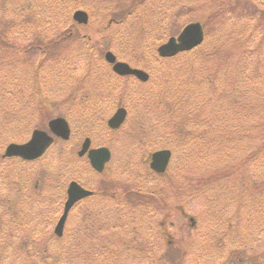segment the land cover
Instances as JSON below:
<instances>
[{
    "label": "rangeland",
    "instance_id": "374dc122",
    "mask_svg": "<svg viewBox=\"0 0 264 264\" xmlns=\"http://www.w3.org/2000/svg\"><path fill=\"white\" fill-rule=\"evenodd\" d=\"M21 1L24 4V8L29 3L28 0ZM0 2L4 3L2 13L0 8V21H2V14L6 16L4 17L5 19L2 21V23H0V27H2L3 24L6 30L10 27H15L17 24H22L24 20L28 18L26 22L28 27L31 29L27 34L21 33L20 35L23 37L19 35L16 38L15 33H13L14 35H9V37H7L8 40L12 41L15 45H19L20 49L23 46L29 47L31 43H34L33 41L35 39L36 42L34 44L43 42V45H45L49 42V48L43 47V45L42 47L49 49V51L51 50L50 56L52 55V60L49 59V54L45 53V55L40 56L42 59L39 63L41 65L42 71L49 69L52 71V73L55 72L54 58L57 55L56 52H58V48L52 43L54 42L56 34L59 32L58 28L63 29V27L65 28L72 26L71 16L76 10H84L88 13L89 25L80 28L76 35L74 34L71 39L63 40L60 44L62 48H66L65 46L71 47L69 51L74 52V56L76 55L78 57V59H73V61H75L76 73L70 74L71 65L66 64V77L55 79L56 77L54 78L52 75L45 76L40 74V85L46 89H42V98L51 100L53 96H56V102L65 101V97H69L71 94L74 95L73 100L78 98L80 92L76 89V85L78 83V79L83 77L84 73H86V67L88 65L87 58L82 56L83 53H81L80 49L86 47L85 42L88 38L92 39V43L96 42L99 44L102 47V50H109L113 52L121 60L126 61L125 58H127L129 61H132L134 65L140 66L141 61H148L149 52H147V48L143 49L141 44V48L138 49V53L136 55L135 51H131L130 49V47L133 48V41H128L127 38V36L134 37L135 30L137 25L139 26L141 24L140 20L141 17H143L144 12H151L150 22L147 25L153 29L155 35H157V30L154 28L153 22H157V20H159L164 26L168 23V17L171 19L176 17V19L173 21V26L170 33L167 32V29L164 30L165 32L163 31L164 33L167 32L169 36L174 37H176V35L187 23L196 21L198 22V20L203 21L204 18H209L208 21L210 22V26L206 27L205 29L206 33H208L205 35L204 45L200 47V51L188 55L186 59H188V61H193L192 59H197L198 57L202 58L200 55L205 57L206 53H211V51L214 49V46H216V48H221V50L224 51L223 53L219 54L217 58L223 60V62H230V66L228 68L230 73L234 72L236 74L238 68L237 64L241 62L242 59L244 60L243 55L239 53L240 51L232 52V36H237L240 41L245 43V47H247L244 48L247 50L245 52L246 55L252 54L254 52L253 48L255 46L264 44V27H262L263 25H260L259 23V19L264 17V0H148L146 4L144 3L145 6L143 4L141 7L137 8L136 11L124 23L122 19L132 10L133 0H80L79 5L70 3L71 6L65 9L63 8L62 13L68 15L70 19L68 17L63 18L64 22L61 26L55 25L56 23H54L56 20L54 19V15H57L59 11L57 0H40L41 16L39 20L36 18L37 12L36 15L35 13H30L22 7V3L16 0H0ZM30 2L31 3L29 4H31V10H33V0H30ZM216 2H221L219 6L220 9L216 8ZM232 8L236 9L237 15L239 13L237 19H234L231 16V13L233 12ZM219 11H221V14H216ZM51 16H53V23L46 21V18ZM218 17H221L224 22L221 23ZM111 20H115L116 22L122 21V24H113L108 28L107 31H105ZM217 20L221 25L218 26ZM38 25L40 26L37 27ZM39 30H41V34ZM0 31L3 30L0 28ZM163 32L158 33L157 38L161 37ZM168 37H165V40ZM128 42L131 43L128 44ZM136 43L141 42L137 41ZM0 45L2 44L0 43ZM152 45L155 47L157 44L156 42H152L149 47ZM53 46L54 48L52 49ZM36 48L38 49L40 47ZM249 48H252L253 50H250ZM262 48H264V46ZM28 49L32 50L34 48ZM40 50L42 49L40 48ZM226 50L229 52V55L225 54ZM36 53L38 54L39 50H37ZM53 54L55 56H53ZM258 54L261 57V60L257 62V67H255L254 61L249 63L248 60H244L248 67L246 71L249 74L251 73L255 76L264 78V68H260V63L264 61V50L260 49ZM14 56L16 59L18 56V51H16ZM31 56L33 57L32 61H30V58H26L24 67H22V58H19L20 64L16 60L15 64L13 65V68L16 69L12 75L8 76L9 85H17V82H14V80H18V78L21 77L20 74L23 71L26 73L27 70H31L33 68L35 54L32 53ZM255 56L256 54L254 55L253 60H255ZM179 57L175 58L164 66H159V68L162 69L159 70L160 73L158 77L156 74H154L153 80L155 92L160 94L159 91H161L162 86L165 83L166 75L163 74L165 69L173 67V65L183 61ZM5 58V63L8 61V59H12L9 54H7ZM205 58L198 60L197 63L188 62L191 66V69L187 77H191L193 80H196L199 78V72L202 70L201 67L210 69L213 66V61L205 60ZM104 65L105 64L102 58L100 60L96 58V61H94L92 65H88L91 71V76L88 79H84L83 85L85 91L82 94L89 92V88H93L90 82L97 85L98 82L95 81V77L100 80L103 74L108 73V69L105 68ZM59 66L61 67L58 70L61 69L64 73V69L60 63ZM174 88L175 87L173 86L164 91L166 92L167 90H172ZM93 89L95 90L97 87ZM117 91L120 92L122 90L117 88ZM17 95H19L18 92ZM241 95H243L242 92ZM36 100H39V98L37 97ZM9 102L13 105L11 106L8 104L5 108H11L14 106L11 109H17V112H21L22 109H28L29 112V106H24V104L21 103V100H19V96L18 100L15 101H10L8 99L7 103ZM187 102L188 101L184 102V106ZM44 103L47 106H45ZM49 103L50 102L43 100L41 107L50 113L48 109H45L49 107ZM11 109L8 111H12ZM14 112L17 113L15 110L13 113ZM144 112L145 108L143 105L141 107L138 106L137 109H134V111H132L128 117L129 124L128 126H125V129L126 127H130L127 130L129 131L133 125H136L134 124L136 117L144 116ZM44 113L45 111L42 114L37 111V121L34 120L32 122H25L27 124V128L30 129L29 132L28 129L24 130L26 133L28 132V134H24V132L20 135L12 134L14 137L9 139L13 141L9 143L27 140L32 129L34 128L42 127L44 129L47 121V119L45 120L46 116L43 115ZM57 113H63V115L67 114L69 116L70 114L68 113H70V109L68 110V113H66L65 107H61L60 110H57ZM112 113L113 111L108 112L106 118L110 117ZM74 114H76V112ZM64 116L66 117V115ZM165 121L168 122L167 119H165ZM74 122L76 128L74 130L72 140L67 142V144H64L63 142L55 144V146H53L48 151V154L45 155L42 160L37 162L34 167H32L35 170H33V173L30 176L27 200L31 198L33 207H31L30 204L25 206L22 203H18L20 205V209H18V206L16 205L12 208L9 207L11 212L9 213L8 217L5 215L0 216V264H24V262L22 263V260L18 258L17 255L23 260H26L25 263L31 264L36 260H33V257H36L41 253L44 254V252L45 255H48L49 252H52V257L59 253L58 249H60V251L62 249L61 252L63 255L67 254L66 258L60 261L59 264H73L74 261L71 253H73V246L76 247L74 240L77 235L85 233L83 231L85 230L84 225L86 223L82 225L78 224L80 220L85 219L80 216L82 209L86 208V206H91L92 204H94V206H98V203L102 204V202L99 201L104 200V197H106L105 200L109 201L103 203L102 207L100 208H102V211L107 210L109 213L102 212V215H100L99 210L95 208L91 211L96 213V218H94L96 220L93 221L96 225V223L100 224V219H107L105 221H110L109 228L117 229V231L114 232L118 236V232L122 230L123 224L125 223L121 224L118 223L117 220L113 221L114 209L117 204V200L121 198L126 199L124 192L125 189L131 190L133 195L141 193V202H146L148 199L149 205L151 202L154 203L156 200H162V203L161 206L154 209L152 205L148 206L141 202V204L137 205V207L135 206L133 208V205L128 207L131 213H137L138 218L133 219L136 226H133V228L129 227V229L125 228L126 231L121 233L126 235L125 240L131 241L132 238L136 239L139 237L147 250H143L144 253H141V255L133 254L132 251H135L134 247L136 246L131 244V249L130 247H125L126 250H131L130 253L127 254L122 245L116 246L121 249L119 252V256L121 257H119V260H116L114 263V258L113 260L110 259L111 261L109 264H212L213 262H219V264H264V231L262 232L261 239L259 241L258 239H255L257 234L251 230H248V233H241L242 237L240 236L238 239H233L231 241L215 238L217 236L216 233L212 234V237H210V234L213 233L216 228L221 226L226 227L228 225V222L226 224L220 223V217L218 216H221V214L225 213V204L231 205V212H229V214H231L232 207L235 205V200H232L228 194H220V188L215 186L217 183H211L213 187L211 186L210 189L213 188V190L209 192H200L199 190L192 191L184 188L182 173L187 170L188 163H186V158L184 157L183 151L180 150V148L177 147L178 145L174 143L175 141L173 143L171 142L170 144H167L173 154L176 153V156L174 155L172 159L171 167L173 169L170 168L164 178L152 180L150 172L146 168L148 166L147 161L145 160H147L148 157L143 156L141 150L138 152H128L127 150L123 149L124 143L122 136H124V131L114 136L110 135V133L105 130L104 122L103 124L99 123V121L94 123L88 122L89 125L92 126H89L86 123L80 126L75 120ZM184 122L186 126L189 123L187 120ZM25 123L23 121L22 125H25ZM190 125L194 128V126L198 124L193 123L192 121ZM149 126L152 127L153 130L155 129L152 132L150 131V133L152 135L153 133L155 134L157 128L153 126L151 122H149L142 126V131H138L136 137L137 140H146L149 138L147 129ZM219 129V127H216L213 130L216 131ZM224 129L227 131L226 126ZM222 133L220 132L219 134ZM85 134L89 135L91 138L93 147L104 144L109 147L112 153L110 166L102 176H98L93 173L85 159H79L76 157V154L72 155L70 153L71 150H76L74 147L77 141L83 137H86L87 135ZM160 135L161 134L159 133L155 139ZM229 141L232 142V144L234 142L232 139L227 140L224 144L225 148H227ZM9 143L0 146V157L3 153L2 151ZM236 144L238 145L239 143L236 142ZM189 149H194V145L190 146ZM186 153L188 152L186 151L185 154ZM207 153L214 155V157L212 159L202 161L201 164H199L198 167L194 169V171H187L193 173L199 168L202 173V175L199 174V176L207 177L213 171L211 169L218 167L225 160L220 159L217 164H214L213 161H215L218 156H223L225 154V151L218 150V146L216 150H209ZM232 155L233 154L230 156ZM235 155L241 156L239 153H235ZM181 156L182 158L180 159ZM144 158L146 159L144 160ZM13 161L14 160L7 162L0 159V168L5 166V169L9 170L5 171L4 175H0L1 183H4L3 179H7V176L11 179L13 171H10V166H19L15 163L16 161ZM130 164L131 166H129ZM183 166H185V169ZM25 168L32 169L31 166ZM203 168H207L206 170L209 172L207 175H203V172H207H202ZM259 168L264 171V167L259 166ZM19 169L20 168H16V171ZM246 170L247 169H242L241 171ZM122 171H125V173ZM176 173H181L180 177L175 176ZM171 179H174V184L170 182ZM12 180H15L17 187L18 181L21 183V180L18 178H13ZM70 181H77L83 187L95 191L96 195L99 194L102 189L104 194L94 199V203L86 202L81 206L76 207L74 212L71 213V216L66 224L64 238H62V242L59 245L51 238L52 228L54 227L51 226L53 222L56 221V218H58L61 214V211L59 210L63 207L65 201V191ZM238 185H240V183H238ZM230 187L231 185H228V189ZM148 192H151V194H148ZM154 193L156 195H153ZM132 194L129 196L131 198L129 201H124L125 206L131 205L134 201ZM116 195L120 198H116ZM151 196L154 198H151ZM4 206L5 205L1 204L0 209H2ZM16 209H18V211ZM180 209L184 212L183 214L186 216V218L182 216ZM147 211H149V213H147ZM144 212L147 214H144ZM169 214L170 217L166 218V216ZM3 217H6V219ZM189 218L194 219L193 228H189ZM7 219H9L11 222L10 229H8L9 223ZM208 219H215L217 221H208ZM105 221L103 223V227H99L104 228L106 223ZM244 221L245 218L243 219V222L240 220H235V223H232L233 226L236 227L239 225L243 230V225L245 226ZM126 222H131V218H128ZM199 222H204V228L202 232V239L204 240V243L201 242V239L199 240L196 238L197 233L195 228L199 226ZM232 223L229 224L231 225ZM32 226L37 228L38 233L33 231ZM246 227L249 229L248 224ZM177 228L180 229L181 232H179ZM220 229L223 230L225 228ZM231 230H233V228H231ZM197 231L200 230L198 229ZM31 235H34V238L31 237ZM23 236L24 238L22 239ZM99 237H101V233H99ZM121 240L123 241L124 246L129 243L124 239ZM233 241H236L238 246H235ZM69 244L71 247L69 250H67L66 246ZM186 244H188L187 247ZM93 246H95L93 249L97 250L96 255L100 256L103 252L100 245L93 244ZM183 246L185 248L189 247L186 250V258L183 257L182 253ZM108 247L109 246L106 248ZM152 247H159L160 250L151 251L150 248ZM106 248L104 250L105 252L110 251V249ZM75 249H77V247ZM205 249H208L209 251H206ZM66 250L68 253H66ZM206 252L209 253L205 255ZM195 255L202 256L204 261L200 263V261L196 259ZM83 261L84 259L79 258L78 261H75V264H82ZM88 264H91V262ZM96 264L99 263L96 262Z\"/></svg>",
    "mask_w": 264,
    "mask_h": 264
},
{
    "label": "trees",
    "instance_id": "16d2710c",
    "mask_svg": "<svg viewBox=\"0 0 264 264\" xmlns=\"http://www.w3.org/2000/svg\"><path fill=\"white\" fill-rule=\"evenodd\" d=\"M29 3L30 0H28ZM32 1V0H31ZM58 1V13L57 15H54V19L56 23L55 25H62L63 18H67L68 15L63 14V8H67L71 6L73 3L74 5H79L80 0H57ZM101 1V0H100ZM148 0H133V8L132 10L122 19L123 23L129 19V17L136 11L137 8L141 7L144 3L146 4ZM226 2V1H225ZM27 4L24 8V4L22 7L29 11L30 13L37 12V19L39 20L41 16V3L40 0H33V10H31V4ZM71 3V4H70ZM227 3V2H226ZM144 4V6H145ZM221 2H216V8L220 9ZM2 7V6H0ZM233 12L231 13L232 18L237 19L238 15L236 14V9L232 8ZM2 12V11H1ZM216 14L220 15L221 11L217 12ZM64 15V16H63ZM179 16V15H177ZM216 16V15H215ZM175 17V16H174ZM217 17V16H216ZM69 18V17H68ZM151 18V12H144L143 17H141V24L138 26L135 30L134 37L127 36L128 41H133V48L130 49L131 51H135V54L137 55L138 49L142 48L146 49L148 54V58L152 60L154 63V67L152 65L151 70H148L153 76V79L150 80L148 83V91H144L139 95L138 90L135 88L129 90V94L126 93L125 87H123L124 90L121 91L118 95L114 93V85L118 81L112 74L108 76V74H103L101 79L99 80L97 77L95 81H97V85L91 83L93 88L97 87L98 94H99V100L89 101L85 96H89V93L87 94H79L78 100L75 101L76 105H80V108H76L74 112H76L77 117V124L80 123V126L84 123L89 125L88 122H96L99 121V123L104 122L106 114L109 112V108L112 109V107H115L117 103L122 105L123 98L126 94H128L127 99L129 97L130 100H127V104L129 105V109H135L137 106H144L145 108V114L144 116L136 117L135 123L136 125H133L129 131H126V140L123 141L125 144V148H128V152H138L141 150L142 154L152 152L157 149L161 148H169L167 144H170L171 142L178 145L177 147L180 148V150L183 151L184 157L186 158V163H188L187 170L194 171L196 167H198L199 164H201L202 161H205L207 159H212L214 155H211L207 153L209 150H216L218 146L219 151H225V154L223 156H218V158L213 161L214 164H217L220 159H225L224 162H222L218 167H215L211 170H213L207 177L199 176V174L202 175L200 169L198 168L197 171L191 173L189 171L181 172L183 174V182H184V188H187L189 190H199L200 192H209L212 189L210 187L212 186L211 183H217V187L220 188L221 193L220 194H228L229 197H231L232 200H235V205L232 207V213L229 214L231 205L224 206L225 213L221 214V218L223 221L220 223L226 224V222L229 223H235V220H240L243 222V219L245 218L242 227L239 225L233 226V223L230 225L228 223L227 227H218L215 230V233H219L218 239L231 241L233 239H238L242 234L248 233V230L254 231L257 235L255 236V239H258V241L261 239L262 232L264 231V171L259 168V166L264 167V78L255 76L254 74L247 73L246 69L247 63L244 60H248V62H253L255 67H257V62L261 60V57L259 56V50L263 49L264 44H259L255 46L254 52L252 54L246 55V49L245 43L240 41L237 36H232V44H231V50L232 52L240 51L239 53L243 55L244 60L242 59L241 62L237 64V73L229 72L228 68L230 66V62H223V60L217 58L219 54L223 53L224 51L221 50V48H216L214 46L213 51L211 53H206L205 58L203 55L202 58H205V60L213 61V66L210 69H207L205 67H201L202 70L199 72V78L196 80H193L191 77H187L189 75L191 66L188 62H195L197 63L198 60H202V58L198 57L197 59H192L193 61H188L186 59L188 55L200 51V47L195 49L194 51L186 54H181L178 57L181 58L183 61H180L179 63L173 65V67L166 68L165 72L163 74L166 75L165 83L162 86V89L160 94L158 92H155L154 90V74L156 76H159V70L162 68H159L161 65H166L170 63V61L174 59L169 60H161L156 56L155 48L157 47L160 42H163L165 40V37H168L169 35L167 32L170 33L171 28L173 26V21L176 19H171L168 17V23L166 25H162V22L157 20V22H153L154 28L157 30V35L160 32H163L164 30H168L166 33H162V36L157 38V35H155V32L153 29L147 25L150 22ZM220 22L223 23L224 20L221 17H218ZM28 19V18H27ZM26 19V20H27ZM70 19V18H69ZM209 18H204V20H198L201 22L203 27L206 29V27L210 26V22L208 21ZM24 20V26L23 30L21 29H15V33H20V31H24V34L28 33L31 29L28 28V24ZM47 22L53 23V16L46 18ZM115 21V20H114ZM121 21V22H122ZM218 26L219 24L217 20ZM260 25H263L264 27V17L262 19H259ZM54 26V24H53ZM3 30V27H0ZM79 27L74 25L72 23V26L63 27V29H59L58 34H56L54 38V42L51 43L54 44L58 49L56 52V56L54 58V67L55 72L52 73L51 70H46L41 73V66L37 68V72L33 71L27 72V74L22 77L21 79V87L18 85H14V87L9 90L8 83V77L7 73L5 72V65L7 63H13L17 59H15L12 54L16 51H18V57L23 59H31V54H37V50H39L38 55H45V53L49 54V49H45L43 47L50 46L49 42L45 45H43V42L40 44H34L31 43L29 46L30 48H34L33 50H29V47H21L16 46L14 43H10L9 46L7 45H0V146L5 145L13 140H10L9 138H13L15 135H20L26 133L29 128H27V124L25 122H32L35 120V117L37 116V108H33L32 110L28 109H22L21 112H17V109H11V108H5L8 104L11 106L12 103H7L8 99L10 101L21 100V103L25 104L24 102L29 103L30 100H34L30 103V105L35 106L39 103V101L42 103L44 98H42V94H40V91L45 88H41L40 85V73L45 76H51V74H54L57 78L66 77L67 74V67L66 64L71 62L73 66L70 67V74L76 73L75 68V61L73 59H78V57L75 55L74 52L69 51L71 47L65 46L66 48H62L60 46L61 42L63 40L71 39L74 34L78 32ZM108 29H105L107 31ZM57 31V30H56ZM5 32V31H4ZM3 31H0V40L6 39V36ZM208 33V32H207ZM34 35V33H33ZM150 37V39H149ZM148 38V39H147ZM53 39V38H52ZM56 40V41H55ZM91 38H88L85 42L86 47H84L81 50L82 56L87 58V64L90 66L93 64L94 61H96V58L100 60L102 58V55L104 53V50H102V47L97 44L96 42H91ZM137 41H140L141 43H136ZM2 42V41H0ZM131 42H128L130 44ZM152 42H156V46L153 45L149 47V45ZM32 45V46H31ZM43 45V47H42ZM204 45V44H203ZM52 47V49L54 48ZM40 47V48H36ZM73 47V46H72ZM149 47V48H148ZM7 48V49H6ZM223 49V48H222ZM227 49V48H225ZM250 50H253L252 48H249ZM8 50V51H7ZM224 50V49H223ZM7 51V52H6ZM41 51V52H40ZM55 51V50H54ZM230 52V50L228 49ZM227 50L225 51L226 55H229V52ZM9 54L12 56V59H9L6 63L5 56ZM255 60L254 59V55ZM38 57V56H36ZM184 57V58H183ZM17 58V57H16ZM15 59V60H13ZM42 59V58H41ZM5 63V65H4ZM59 63L62 65L64 69L58 70L61 66H59ZM143 61H141V64ZM86 67V73H84L83 77H80L78 79V83L76 85L77 90H83V82L84 79H88L91 76V71L89 66ZM146 67V64H144ZM264 68V61L260 63V68ZM149 69V67H147ZM36 69V67H35ZM40 69V70H39ZM39 70V72H38ZM57 70V71H56ZM247 73V74H246ZM160 78V77H159ZM241 80V81H239ZM191 81V82H190ZM33 82V84H32ZM115 82V83H114ZM180 83V85H179ZM31 89H35V91L39 94V101L36 100V98H25L26 101H24L22 98L24 95H21V88L23 90V87ZM122 83H118V86ZM126 83H123L122 85H125ZM194 84V86H193ZM127 85V84H126ZM171 85V86H170ZM117 86V84L115 85ZM175 87L172 90H167L166 92L164 90L169 89L171 87ZM93 88H89L93 93ZM6 89V90H5ZM231 89V90H230ZM46 90V89H45ZM97 90L95 89V94L97 93ZM230 90V91H229ZM12 92V93H11ZM17 92L19 95H17ZM43 92V91H42ZM241 92L243 95H241ZM74 95H70L69 97H65V101H68L69 99L73 98ZM191 96V97H190ZM185 98V101H184ZM30 99V100H29ZM225 100V101H224ZM45 101V100H44ZM57 101V107L55 109L51 108L49 113V118L53 117L54 111L60 110V106H63L64 102ZM188 101L185 106L184 102ZM45 106H47L44 103ZM163 105V106H161ZM161 106V107H159ZM102 107H105L102 109ZM11 109L12 111H8ZM16 111L17 113H13V111ZM40 113H43L40 109ZM35 114V115H34ZM73 119V114L70 115ZM24 117V118H23ZM165 119L168 120V122L165 121ZM185 120H187L189 123L186 126ZM25 123V125H22V123ZM197 123L198 125H195L194 128L191 127L190 123ZM151 122L153 126H155L157 129L155 131V134L153 135L150 133V131H154L152 127H148V133L149 138L146 140H137V133L138 131H142L143 127L146 123ZM92 126V125H89ZM226 126L227 131L224 129ZM219 127V130L214 131L213 129ZM105 128V126H104ZM159 128V129H158ZM106 130V129H105ZM223 131V133H222ZM28 132L26 134H28ZM222 134H219V133ZM161 134L158 138L155 139V137L158 134ZM151 136V137H150ZM9 139V140H8ZM234 140L233 144L232 142H228L227 148L224 147V144L227 140ZM236 142L239 144L237 145ZM194 145V149H189L190 146ZM244 144V145H243ZM178 149V148H176ZM188 152L185 154V152ZM235 153H239L241 156H236ZM233 154L232 156H230ZM176 155V153H175ZM182 156L180 157V159ZM237 160V161H235ZM193 164V165H191ZM191 165V166H190ZM193 166V167H192ZM257 167V168H256ZM185 169V166H183ZM182 168V169H183ZM207 168H203V171H207ZM246 171H241V170ZM181 173H176L175 176L180 177ZM209 172H203V175H207ZM27 173L25 172H14V178L24 179L26 177ZM174 180V179H173ZM171 179V183L174 184L175 181ZM240 183V185H238ZM242 183V184H241ZM228 185L231 187L228 189ZM183 187V186H180ZM213 187V186H212ZM222 187V188H221ZM218 188V189H219ZM125 193L129 194L128 196H125V200L129 201L131 198L129 197L130 194H132L131 190H126ZM125 194V195H126ZM132 198H134V201L131 205H126L124 203V199L122 198V202L119 201L118 205L115 206L114 209V217L113 221L117 220L118 223H125L123 224L122 230H120L118 233V236L115 234L114 231H117V229L109 228L110 221H105L100 219V224L96 225L94 224L93 220H96V213L91 212L95 208L99 210V214L102 215V212H108L107 210L102 211V204H99L98 206H94L92 204L91 206H87L86 208H83L81 211L80 216L82 219L78 222L79 225L85 224V230L80 235H77L74 242L77 247L73 246V264H75V261H78V259H84L82 264H88L91 262V264H109L113 260V263L116 260H119V252L121 251L120 248L116 247L119 245H122L124 249L125 247H130L131 244L135 245V251H132L133 254H143V250H147L146 247L142 244V241L138 238L125 240L126 235L122 234L121 232L126 231V229H129V227L133 228V226H136L134 224V218L137 217V213L130 212L129 208L133 205V208L141 203L148 205V199L146 202H141L140 197L141 193L132 194ZM106 197H104V200ZM109 201V200H105ZM231 201V200H230ZM30 200H25V204L29 203ZM141 202V203H140ZM232 202V201H231ZM94 203V202H93ZM105 203V202H104ZM234 203V202H233ZM10 207V205H8ZM8 206L5 207V216L8 217L9 210ZM109 213V212H108ZM144 214H147L144 212ZM4 215V214H2ZM219 217V216H218ZM88 218V219H86ZM128 218H131V222H126ZM9 224L8 228L10 229V220L7 219ZM126 220V221H125ZM225 220V221H224ZM105 223V227H103V223ZM217 221V220H216ZM249 225V229L247 226ZM118 225V224H117ZM101 226V227H99ZM126 228V229H125ZM220 228H225L221 230ZM233 228V230H231ZM236 228V230H235ZM33 231L36 233L37 228L32 226ZM125 229V230H124ZM246 229V230H245ZM242 231V232H241ZM228 232V233H227ZM38 233V232H37ZM99 233H101V237H99ZM242 233V234H241ZM228 234V235H227ZM230 234V235H229ZM246 236V235H244ZM243 236V237H244ZM31 237L34 238V235H31ZM99 237V238H98ZM242 237V236H241ZM24 236L22 237V239ZM57 244L60 245L62 242V239H57L56 237H51ZM121 239H124L125 241L129 242L126 246L123 245V241ZM71 244V242H70ZM67 245L66 249L69 250L71 245ZM94 245H100L101 249L103 250L102 254L100 256L96 255L97 250L93 249ZM233 244L235 246H238V243L236 241H233ZM87 246V247H86ZM90 246V247H89ZM109 246L108 248H106ZM116 247V248H115ZM121 247V248H123ZM110 249V251L105 252L104 250ZM113 249V250H112ZM115 249V250H114ZM66 250V253L68 251ZM59 253L55 256L51 257V253L49 252L48 255L45 253H41L36 257H33L35 261H33L31 264H59L60 261L64 260L66 258L67 254H64L58 249ZM131 250H126V253H130ZM209 253V252H206ZM64 256V257H63ZM18 258L22 260V263H25L26 260H23L21 257L17 255ZM16 257V258H17ZM198 259V256L196 257ZM111 264V263H110Z\"/></svg>",
    "mask_w": 264,
    "mask_h": 264
},
{
    "label": "water",
    "instance_id": "95a60500",
    "mask_svg": "<svg viewBox=\"0 0 264 264\" xmlns=\"http://www.w3.org/2000/svg\"><path fill=\"white\" fill-rule=\"evenodd\" d=\"M73 20L78 24H87L88 15L83 11H76L73 14ZM204 35L202 27L199 23L187 25L177 38H170L165 44L157 49V53L162 58L173 57L182 52H188L203 41ZM105 60L109 64H113L112 71L120 76L133 75L140 81H147L148 75L140 70L131 69L127 64L116 62L115 56L111 52L105 54ZM126 111L122 108L118 109L115 114L108 120L107 125L111 129L119 128L124 122ZM50 131L57 137L67 140L69 138V127L61 118L54 119L49 122ZM53 139L45 132L34 131L30 140L22 145L10 144L4 153V157H18L23 160H34L39 158L46 149L52 144ZM90 146L88 139L82 145L79 156L84 155ZM87 157L91 167L98 173H101L104 165L110 159V152L106 148L89 150ZM171 153L167 150L155 152L151 156L150 168L155 173H164L169 163ZM68 199L65 203L62 217L59 219L55 228V234L61 236L63 227L67 218V214L71 207L79 200L91 195V192L82 189L77 183H70L67 190Z\"/></svg>",
    "mask_w": 264,
    "mask_h": 264
},
{
    "label": "flooded vegetation",
    "instance_id": "af4514ba",
    "mask_svg": "<svg viewBox=\"0 0 264 264\" xmlns=\"http://www.w3.org/2000/svg\"><path fill=\"white\" fill-rule=\"evenodd\" d=\"M116 78H118V79H121L122 81H123V83H126L125 85H122V87L121 88H123V87H129L130 85H132L133 83L135 84V86L137 85V84H140V82L138 81V80H136L134 77H131V76H126V77H116ZM122 83V84H123ZM129 85V86H128ZM56 101H54V97L52 98V100H51V106H55L56 107V103H55ZM70 105H72V104H70ZM120 107H124V106H118L117 108H120ZM125 108V107H124ZM85 139V138H84ZM85 142V141H84ZM83 142V143H84ZM77 147H78V149L80 150V148H81V140L78 142V144H77ZM99 147H108L107 145H104V144H101V145H99ZM92 148H94V147H89V149H92ZM78 149H76V150H78ZM76 150H73V153H75L76 155H79L78 153V151L76 152ZM87 153H85L84 155H82L81 157H79V159H85V160H87ZM5 160H9V161H11V160H14V161H18V162H21V163H26V164H34V163H36L37 161H39V160H37V161H34V162H23V161H20L19 159H5ZM88 162V161H87ZM108 165L109 164H106L105 165V168H104V170H103V173L101 174V175H99V176H102L103 174H104V172L106 171V169H107V167H108ZM6 167L4 166V167H2L1 168V170L3 171V172H5V171H9L8 169H5ZM10 168V171L12 172V167L10 166L9 167ZM6 176V175H5ZM6 181H7V183H6ZM25 182H27V178L24 180ZM3 182L4 183H2L1 184V187H0V191H2L3 192V195H4V197H5V201H6V203L7 204H15V202H16V199H18L19 198V196H21V198L23 197V193H28L29 192V190L28 189H24V187H25V182H23V185L21 184H18V187H17V183L14 181V180H11L8 176H7V179H4L3 180ZM24 189V190H23ZM74 209V208H73ZM72 209V210H73ZM171 244V243H170ZM174 245V244H173Z\"/></svg>",
    "mask_w": 264,
    "mask_h": 264
}]
</instances>
